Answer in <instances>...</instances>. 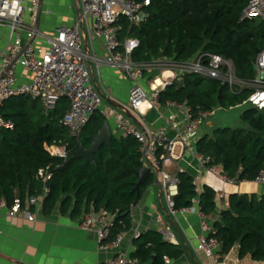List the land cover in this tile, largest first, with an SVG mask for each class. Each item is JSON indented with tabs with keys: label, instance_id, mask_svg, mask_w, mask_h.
<instances>
[{
	"label": "trees",
	"instance_id": "trees-1",
	"mask_svg": "<svg viewBox=\"0 0 264 264\" xmlns=\"http://www.w3.org/2000/svg\"><path fill=\"white\" fill-rule=\"evenodd\" d=\"M143 1V0H138ZM249 0H150L144 7L149 16L138 25L122 17V42L138 40L132 51L137 63L154 61H190L199 53H213L233 61L236 75L247 82L255 79L258 49L264 50V20L240 21ZM247 87L233 92L222 80L197 73L175 79L159 92L162 103L187 101L194 112L217 108L230 109L242 105L254 94ZM70 107L61 98L48 114L39 99L27 95L12 96L2 105V114L12 127H0V198L12 204L44 189L40 169L51 174L49 193L44 198L43 212L58 203L63 213L72 209L83 212L105 211L113 215L111 240L132 228V208L142 197L149 180L135 190L137 173L144 166L140 142L132 135H113L112 145L104 144L95 154V163L83 158L63 159L51 154V145H67L70 153L80 144L89 146L91 135L102 126L106 115L97 110L79 137L71 135L63 124ZM240 119L248 127H213L197 143V149L212 158L229 177L254 181L264 171V107L247 106ZM208 129V126H207ZM178 208L189 207L198 195L195 178L187 171L178 173ZM150 179V178H149ZM201 210L216 211L217 190L206 185L199 194ZM229 206L214 222L212 236L220 242L221 256L238 248L240 258L264 261V194L231 193ZM137 249L132 258L149 264H165V257L177 258L184 249L156 231L135 238Z\"/></svg>",
	"mask_w": 264,
	"mask_h": 264
},
{
	"label": "built area",
	"instance_id": "built-area-1",
	"mask_svg": "<svg viewBox=\"0 0 264 264\" xmlns=\"http://www.w3.org/2000/svg\"><path fill=\"white\" fill-rule=\"evenodd\" d=\"M41 4L42 0H0V25L9 29L8 45L0 55V127H12V123L6 121L2 114L4 101L12 96L27 95L34 100L39 99L45 114L50 113L58 101L66 97L70 101V107L64 115L63 124L72 136L79 137L91 116L100 108L102 98L92 85L87 55L83 49L80 21L75 25H59L53 34L48 35L37 28ZM149 4L150 0H80L82 20L83 23L90 24V35L104 41L107 55L102 62L123 70L134 82L129 96V108L142 113L144 108L161 109L167 106L182 115L183 126L174 118H166L162 127L144 126L143 129L134 125L124 115H118L117 126L122 134L132 135L140 142L144 163L147 165L144 155L147 150L148 158L159 169L160 185L170 213L176 215L181 211H191L199 215L202 232L197 237V251L210 258L212 264H224L223 256L219 252L220 242L211 235L214 225L210 214L203 212L200 207L199 194L202 191L197 190L198 195L193 198L191 206L178 208L175 200L179 192L178 173L185 170L180 169L174 173L166 170L175 159L183 157L184 153H190L208 173L219 174L224 183L233 185L240 182L229 177L219 166L212 165V158L197 149V143L203 137L202 130L216 109L194 112L187 101L168 100L162 103L159 100V92L175 79L180 80L185 74L197 73L222 80L233 92L247 87L253 88L255 91L249 100H255L264 107V50L255 60L256 76L251 82L236 75L232 60L213 53H199L183 63L134 62L132 51L138 45V40L127 39L125 43L121 41L119 34L123 31V26L120 20L125 17L131 24L138 25L142 21L141 13L144 12V7ZM27 13L30 14L29 18ZM253 18L264 20V0H249L242 10L241 22ZM18 66L32 73L30 82H19ZM155 67L162 68V72L153 78L148 89L143 81L147 73L156 70L153 69ZM168 71L172 72L171 76L165 75ZM169 130L176 132L173 139L168 136ZM177 144L182 147V153L179 155L176 154ZM51 154L66 160L71 153L67 145L53 144ZM40 175L44 184L42 194L28 196L24 201L17 197L12 204L0 198V217L5 213L9 217L23 215L29 221L37 219L44 198L49 193L48 180L51 177L44 168L40 169ZM254 181L264 184V171L260 172ZM224 196V191L218 192L219 198ZM113 218V215L105 211L85 212L79 226L82 229L95 227L101 248H105L109 241L119 246L123 234H118L111 240ZM162 232L168 241L175 237L169 227ZM139 235L136 233L137 237ZM165 259L169 262V258ZM132 262L128 254L118 253L104 264Z\"/></svg>",
	"mask_w": 264,
	"mask_h": 264
},
{
	"label": "crops",
	"instance_id": "crops-1",
	"mask_svg": "<svg viewBox=\"0 0 264 264\" xmlns=\"http://www.w3.org/2000/svg\"><path fill=\"white\" fill-rule=\"evenodd\" d=\"M29 17L30 14L27 13V18ZM79 21L75 0H42L37 20L39 30L42 32L51 35L57 26L75 25ZM89 30L90 24L84 22V27H81L83 49L87 55L92 85L102 98L98 110L106 115L113 135H120L122 133L117 126L118 115H124L134 125H139L106 98H111L116 103L129 108V96L134 82L123 70L102 62L107 55L104 41L92 37ZM127 39L129 38H126L124 43ZM8 41L9 29L0 25V55L6 49ZM152 74L147 73L143 81L148 89L152 83L148 78ZM165 75L171 76L172 72L168 71ZM17 76L20 83L30 82L32 79V73L20 66L17 67ZM132 112L145 127H162L166 118H174L181 126L184 123L182 115L167 106L161 109L144 108L142 113ZM212 127L213 121L208 120L202 135L210 132ZM168 136L173 139L176 132L169 130ZM181 153L182 147L177 144L176 154ZM180 169L193 175L198 191H203L206 185H210L217 190V193L221 190L225 192L223 198L218 197L216 211L210 214L213 224L219 218L221 211L229 206L228 196L231 193L264 194V184L255 181L244 180L233 185L224 183L219 174L208 173L190 153H184L183 157L175 159L174 163L166 168L173 173ZM149 178V184L144 189L141 199L132 208V228L123 233V240L119 246L109 241L105 248H101L96 228L82 229L79 226L83 214H73L72 209L63 213L58 203L50 212L45 213L42 206L35 221H29L23 215L9 217L4 213L0 217V264H104L118 253H126L131 257V253L137 249L136 233L156 231L163 235L164 241H168L162 232L168 227L175 235L169 242L184 249V253L177 258L169 259V262L165 259V264H212L210 258L196 249L197 237L202 232L199 215L191 211L171 214L153 169ZM131 259L132 264H149L137 258L131 257ZM223 260L224 264H264V261H255L248 257L240 258L238 248L229 255L223 256Z\"/></svg>",
	"mask_w": 264,
	"mask_h": 264
},
{
	"label": "water",
	"instance_id": "water-1",
	"mask_svg": "<svg viewBox=\"0 0 264 264\" xmlns=\"http://www.w3.org/2000/svg\"><path fill=\"white\" fill-rule=\"evenodd\" d=\"M75 5L79 14L80 19V25L81 27H84V23L82 20V12H81V6H80V0H75ZM149 16L148 13L142 12L141 13V20H145ZM39 25H37V28ZM262 50L258 49L257 52L260 53ZM109 102L112 104H115L119 108H121L131 119H133L140 128H145L141 122L139 121L138 117L132 112L127 106L121 105L119 103H116L111 98H106ZM91 144L89 146H85L84 144H80L79 148L73 151L70 154V158H83L85 162L89 163H95V154L100 152V148L102 145L106 144L109 147L112 145V139H113V131L111 129V126L109 124V121L106 119L103 121L102 126H98L96 128V134L90 136ZM146 163L137 173L138 180L135 185V190L139 191L140 186L144 183H146L149 179V176L151 174V169L154 170L157 182L160 184V172L157 167L153 164V162L148 158V151L146 150L144 152Z\"/></svg>",
	"mask_w": 264,
	"mask_h": 264
},
{
	"label": "rangeland",
	"instance_id": "rangeland-1",
	"mask_svg": "<svg viewBox=\"0 0 264 264\" xmlns=\"http://www.w3.org/2000/svg\"><path fill=\"white\" fill-rule=\"evenodd\" d=\"M161 72H162V68L160 67L156 70H153L152 71L153 74L151 75V77L148 78V80L149 81L151 80L150 82H152L154 77L161 75ZM253 105L260 109L263 108L262 105L258 104L257 101L247 100L242 105H238L230 109H223V108L216 109L215 114L212 117H210L209 120L213 121V127L229 126L232 128H235V127L247 128L248 126L241 121L240 115L245 107L253 106ZM203 130H206V125L204 126Z\"/></svg>",
	"mask_w": 264,
	"mask_h": 264
},
{
	"label": "bare ground",
	"instance_id": "bare-ground-1",
	"mask_svg": "<svg viewBox=\"0 0 264 264\" xmlns=\"http://www.w3.org/2000/svg\"><path fill=\"white\" fill-rule=\"evenodd\" d=\"M159 80H160V79H159ZM159 80H158V82H160Z\"/></svg>",
	"mask_w": 264,
	"mask_h": 264
}]
</instances>
